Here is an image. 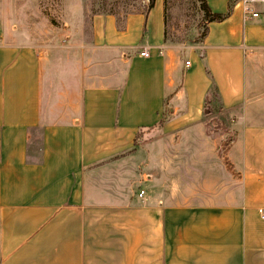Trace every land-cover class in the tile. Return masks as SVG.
I'll use <instances>...</instances> for the list:
<instances>
[{
    "label": "crops",
    "instance_id": "obj_1",
    "mask_svg": "<svg viewBox=\"0 0 264 264\" xmlns=\"http://www.w3.org/2000/svg\"><path fill=\"white\" fill-rule=\"evenodd\" d=\"M257 9L193 44L164 42V0L54 57L1 36L0 264H264Z\"/></svg>",
    "mask_w": 264,
    "mask_h": 264
},
{
    "label": "rangeland",
    "instance_id": "obj_2",
    "mask_svg": "<svg viewBox=\"0 0 264 264\" xmlns=\"http://www.w3.org/2000/svg\"><path fill=\"white\" fill-rule=\"evenodd\" d=\"M164 1L170 43H198L205 28L199 1ZM147 2L148 0H0V38L3 36L8 39L11 36L20 42L35 43L54 57V52L67 44L65 34L69 33L77 38L80 30L87 31L93 13H110L121 17L129 11L144 10ZM49 49L52 51H47ZM64 54L62 61L67 59ZM257 70L260 71L261 79L256 91L264 98V59L257 65Z\"/></svg>",
    "mask_w": 264,
    "mask_h": 264
},
{
    "label": "trees",
    "instance_id": "obj_3",
    "mask_svg": "<svg viewBox=\"0 0 264 264\" xmlns=\"http://www.w3.org/2000/svg\"><path fill=\"white\" fill-rule=\"evenodd\" d=\"M198 1H199V7L202 11L203 22L205 23L204 31L202 32V34L200 36V39H201L206 33L207 23L211 22V21H221L224 18H226L230 13L233 4L235 3V0H229L228 10L225 13H217V12L211 11V9L209 8V6L206 3V0H198ZM153 3H154V0H148L147 5L144 8V11L146 12L148 9H150L153 6ZM165 14H166V5H165V1H164V42L170 43V40L167 37L166 15ZM212 89L214 91V88H212Z\"/></svg>",
    "mask_w": 264,
    "mask_h": 264
},
{
    "label": "built area",
    "instance_id": "obj_4",
    "mask_svg": "<svg viewBox=\"0 0 264 264\" xmlns=\"http://www.w3.org/2000/svg\"><path fill=\"white\" fill-rule=\"evenodd\" d=\"M235 3L240 5L243 11V16L246 19L250 18H256L258 17L260 11L257 9L258 6L264 7V0H235ZM148 50L143 49L139 52L140 56H146L148 55ZM160 52V51H159ZM186 65H189V61H185ZM143 194V191L140 190L139 195ZM262 212V210H260ZM262 217H264V214H262Z\"/></svg>",
    "mask_w": 264,
    "mask_h": 264
}]
</instances>
